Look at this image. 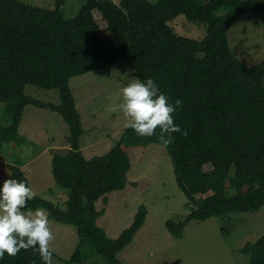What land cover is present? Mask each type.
<instances>
[{
  "label": "trees",
  "instance_id": "trees-1",
  "mask_svg": "<svg viewBox=\"0 0 264 264\" xmlns=\"http://www.w3.org/2000/svg\"><path fill=\"white\" fill-rule=\"evenodd\" d=\"M64 4L65 0H53L54 9L44 10L0 0V104L10 116L9 124L0 129V151L16 140L28 107L57 114L68 127L69 150L51 160L53 179L68 194L65 208L36 194L25 205L26 211L43 208L50 220L76 230V249L64 262H75L90 248L107 264H121L117 255L145 223L147 210L141 206L114 240L96 224L105 210H97L95 204L100 200L106 206V195L129 185L126 136L132 147L166 146L190 211L183 221L165 222L173 238L180 239L191 220L259 212L264 207V60L244 66L233 55L227 32L242 15L264 14V1L84 0L72 19L64 18ZM179 15L205 25V37L194 40L175 33L168 23ZM121 56L137 78H153L169 102H181L173 113L174 123L187 135L165 133L161 139L157 128L151 137H142L127 127L124 138L106 154L86 160L79 148L84 131L69 81ZM26 86L58 91L59 104L25 95ZM205 165H210L208 171H203ZM7 167L10 179L28 185L22 169ZM229 190L234 194L228 196ZM240 252L250 258L248 264H264V234ZM0 264L45 260L29 248L14 257L5 254Z\"/></svg>",
  "mask_w": 264,
  "mask_h": 264
},
{
  "label": "rangeland",
  "instance_id": "rangeland-1",
  "mask_svg": "<svg viewBox=\"0 0 264 264\" xmlns=\"http://www.w3.org/2000/svg\"><path fill=\"white\" fill-rule=\"evenodd\" d=\"M18 1L44 10L54 9L53 0ZM83 2L65 0L62 11L64 18L72 19ZM168 24L182 37L201 40L206 35L205 25L190 22L182 15ZM227 41L233 55L244 66L258 65L264 60V14H245L237 18L227 32ZM108 66L105 70L77 76L69 81L84 131L79 143L83 147L89 141L96 143L98 151L94 153L97 155L95 157L106 154L124 138L127 118L122 112L112 109L122 99L119 84L127 83L128 77L135 76L125 56ZM24 93L44 103L58 105L60 102L56 90L26 86ZM9 120L4 105L0 104V129L6 127ZM67 136L68 127L59 115L43 109L26 108L16 140L0 151L1 183L10 179L8 165L19 167L24 171L33 192L50 202L51 199H46L49 197L44 194L62 190L53 179L51 160L55 154L66 152L63 149L69 147ZM130 140L127 136L124 138L131 163L126 175L129 185L124 190L106 195V206L100 200L95 204L97 210H105L96 224L113 240L131 225L141 206L147 210L144 225L131 243L117 255L120 263L248 264L250 258L241 254L240 250L264 234V207L257 213L213 217L204 222L191 220L186 223L182 237L175 239L167 232L165 222L183 221L190 211L186 207V197L176 184L166 146L151 144L132 147ZM209 169L210 165L203 167V171ZM233 173L234 169L231 170V176ZM226 194L230 196L234 190ZM54 198L64 209L65 197ZM49 226L54 237L50 242V250L56 255L52 257V264H66L64 261L70 259L77 246L76 230L52 220ZM71 264L107 263L92 249L85 248Z\"/></svg>",
  "mask_w": 264,
  "mask_h": 264
},
{
  "label": "clouds",
  "instance_id": "clouds-1",
  "mask_svg": "<svg viewBox=\"0 0 264 264\" xmlns=\"http://www.w3.org/2000/svg\"><path fill=\"white\" fill-rule=\"evenodd\" d=\"M119 91L122 99L112 110L122 112L127 127L137 135L151 137L157 128L161 139L165 133L187 135L186 130L174 123L173 113L181 102H169L153 78L128 77L127 83L119 84ZM34 197L35 193L23 180L6 179L0 183V260L5 254L14 257L22 249L34 248L45 264H52L50 242L54 237L49 215L43 208L25 210L26 202Z\"/></svg>",
  "mask_w": 264,
  "mask_h": 264
},
{
  "label": "crops",
  "instance_id": "crops-1",
  "mask_svg": "<svg viewBox=\"0 0 264 264\" xmlns=\"http://www.w3.org/2000/svg\"><path fill=\"white\" fill-rule=\"evenodd\" d=\"M109 67V66H108ZM106 68V67H105ZM105 68H103V69H101V70H105ZM101 70H99V71H101ZM99 71H97V72H99ZM87 75V74H86ZM86 75H83V76H86ZM72 80V79H71ZM71 80H70V82H71ZM70 82H69V84H70ZM70 88H71V86H70ZM71 91H72V89H71ZM73 95V94H72ZM75 105H76V103H75ZM76 109H77V107H76ZM81 119V118H80ZM84 136V134L82 135V137ZM51 142L53 143V139H51ZM113 147V146H112ZM111 147V148H112ZM79 148H80V152H81V154L84 156V158L86 159V160H89V159H91V158H93V157H95V156H97V155H95L94 153H96V151H98V149L96 148V143H94V142H91V141H89L87 144H86V147H83V146H81L80 145V143H79ZM63 150H65L66 152L69 150V147L67 146L66 148H64ZM49 194L47 195V194H44V195H46L45 197H49V198H46V199H51V201L50 202H52V203H57V201L55 200V198L54 197H59V196H61V197H65V202L67 201V198H68V194L66 193V192H64V191H62V190H58V189H56V190H54V191H51V192H48ZM51 194V195H50ZM65 194V195H64ZM39 196V195H38ZM44 197V198H45ZM48 201V200H47ZM58 204V203H57ZM58 206L61 208V209H63L61 206H60V204H58ZM70 232V231H69Z\"/></svg>",
  "mask_w": 264,
  "mask_h": 264
}]
</instances>
